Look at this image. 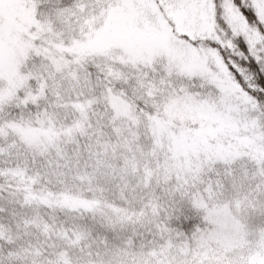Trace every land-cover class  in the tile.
I'll return each mask as SVG.
<instances>
[{
  "label": "snow or ice",
  "instance_id": "6c2138e0",
  "mask_svg": "<svg viewBox=\"0 0 264 264\" xmlns=\"http://www.w3.org/2000/svg\"><path fill=\"white\" fill-rule=\"evenodd\" d=\"M0 264H264V0H0Z\"/></svg>",
  "mask_w": 264,
  "mask_h": 264
}]
</instances>
